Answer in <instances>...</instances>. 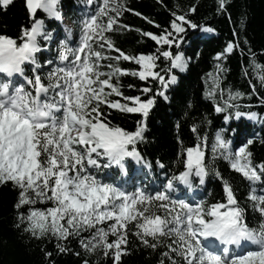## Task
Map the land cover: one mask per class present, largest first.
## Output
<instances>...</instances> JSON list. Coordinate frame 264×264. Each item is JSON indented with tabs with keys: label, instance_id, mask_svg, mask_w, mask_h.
<instances>
[{
	"label": "snow or ice",
	"instance_id": "snow-or-ice-1",
	"mask_svg": "<svg viewBox=\"0 0 264 264\" xmlns=\"http://www.w3.org/2000/svg\"><path fill=\"white\" fill-rule=\"evenodd\" d=\"M82 2L86 10L73 21L78 37L76 29L64 25L65 37L57 43L44 18H37L42 10L64 24L60 0H25L30 26L21 27L19 38L0 34V186L10 184L16 194L14 227L29 240L55 241L57 254L72 252L69 244L75 241L86 254L110 255L112 264H123L130 251V234L138 241L137 247L159 253L157 264H264V194H257L256 188L250 187L247 197L253 212L259 214L255 225L248 223L246 209L219 171L215 175L222 182V201L208 203L171 195L177 183L192 192L208 176L207 136L200 137L195 124L191 131L198 142L182 146L178 159L183 170L166 177L162 190L134 186L128 191L123 186L126 181L114 179L116 175L131 177L133 163L151 168L138 147L145 140L147 119L157 97L168 100V90L178 83L173 70H187L183 53L171 49L173 45L179 49L187 28L200 26L187 13L170 10L169 26L159 34L135 29L155 42V52L133 54L113 39L114 34L132 30L123 22L124 14L132 13L157 28L160 25L129 7L127 0ZM157 2L164 4V0ZM11 3L0 0V8L6 10ZM224 8L225 0H219L218 9ZM187 11L195 12L196 6ZM52 44L56 45L54 53ZM236 47L229 42L216 60L226 58ZM45 52L52 58L41 63L38 56ZM161 57L168 63L167 76L155 70ZM121 61L138 68L122 67ZM252 64L254 69L264 67L256 64L254 53ZM216 67L213 91L206 98L215 99L223 70L219 63ZM126 76L144 82L140 94H124L122 79ZM258 79L264 86V75ZM220 95L223 99V89ZM243 95L229 91L225 107L215 104V111L236 108V118L264 122L256 112L239 111L233 102ZM112 110L139 114L135 130L114 124L109 118ZM230 118L226 115L224 120ZM223 131L215 135L213 157L228 161L230 169L251 185L264 183V162L254 164L249 151L259 134L249 136L233 152ZM260 139L264 143V137ZM42 251L48 264H55L53 252ZM72 254L80 256L78 251ZM81 264L89 261L84 259Z\"/></svg>",
	"mask_w": 264,
	"mask_h": 264
},
{
	"label": "trees",
	"instance_id": "trees-1",
	"mask_svg": "<svg viewBox=\"0 0 264 264\" xmlns=\"http://www.w3.org/2000/svg\"><path fill=\"white\" fill-rule=\"evenodd\" d=\"M127 4L150 17L155 24L160 25V28L126 12L122 20L131 25L132 30L113 35L116 44L125 52L133 54L155 52L157 47L155 42L148 37H142L135 29L140 28L159 34L169 26L172 19L170 10L187 13L188 18L200 27L187 28L185 39L179 49L175 45L171 49L173 53L176 51L183 53L187 60V70L184 72L173 70L178 77V83L168 90V100L157 97L147 119L145 140L138 147L144 159L150 162L151 168L133 163L131 177L116 175L114 179L126 181L123 186L128 191H133L134 186H147L148 191L162 190L167 182L166 177L170 178L183 170V165L178 159L182 146H193L198 142L197 134L191 131V126L195 124L199 136H207L205 162L211 161L208 163V176L204 185L196 187L192 192L177 183L176 190L171 195L178 199L206 200L208 203L222 201L224 198L222 182L215 175V171H219L224 179L232 184L240 205L246 209L248 223L255 225L259 220V214L253 212L247 199L248 192L250 187H254L257 194H264L260 192L264 189V183L257 182L251 185L239 173L230 169L228 161L218 155L214 158L212 146L219 130H224V139L231 141L230 147L233 152L249 136L256 133L259 136L249 146V151L252 152L254 164L264 162V143H261L260 139L264 137V122L249 120L243 116L236 118L234 115L236 108L219 113L215 111V104L225 107L224 101L227 100L229 91L241 92L244 95L233 102L239 111H252L264 117V86L258 79V75H264V67L254 69L252 64L254 53L256 64L264 66V0H225L223 10L218 9L219 0H164L163 5L157 0H127ZM192 5L196 6V11L188 12L189 6ZM58 7L64 15V20L76 29L78 37L79 29L73 21L82 18L81 13L86 10L85 4L82 0H60ZM37 18H44L48 30L55 32L57 43L59 39L65 37V32L58 22L48 18L43 11L37 13ZM30 23L24 0H12L6 10L0 8V34L19 38L21 27H28ZM203 28H211L212 31L206 32L202 30ZM229 42L238 44L239 47L234 48L226 58L217 61L216 54L223 52ZM51 47L54 53L56 45L52 44ZM51 58L47 52L42 57L38 56L41 63ZM218 63L223 70L219 75L215 99L206 98V93L213 91V79L216 77ZM157 65L155 70L167 76L168 63L161 57ZM121 66L138 68L137 65L126 61H121ZM28 71L30 74V68ZM122 84L125 95H138L140 94L138 89L144 82L126 76L122 79ZM128 84H136L137 87L129 89ZM253 85L256 89L254 93ZM220 89H223V99ZM226 115L231 117L228 121L224 120ZM109 118L114 124L133 131L141 116L112 110ZM177 137L183 141V145L178 142ZM160 164L164 167H159ZM198 183L197 180L196 184ZM15 199L16 194L11 190L10 184L0 186V264H48L42 250L53 252L55 264H81L84 259H87L89 264H112L110 255L105 257L102 252L86 254L75 241L69 244V248L72 252H80L79 257L72 252L57 254L55 241L29 240L26 235H21L14 227ZM137 245L138 241L130 234L128 245L130 251L123 257V264H157L158 252Z\"/></svg>",
	"mask_w": 264,
	"mask_h": 264
},
{
	"label": "rangeland",
	"instance_id": "rangeland-1",
	"mask_svg": "<svg viewBox=\"0 0 264 264\" xmlns=\"http://www.w3.org/2000/svg\"><path fill=\"white\" fill-rule=\"evenodd\" d=\"M64 25H68V26H70L68 22H66V23H64V24L62 25L63 28H64Z\"/></svg>",
	"mask_w": 264,
	"mask_h": 264
},
{
	"label": "water",
	"instance_id": "water-1",
	"mask_svg": "<svg viewBox=\"0 0 264 264\" xmlns=\"http://www.w3.org/2000/svg\"><path fill=\"white\" fill-rule=\"evenodd\" d=\"M24 3H25V0H24ZM39 11H40V10H38V12H39ZM38 12H37V13H38Z\"/></svg>",
	"mask_w": 264,
	"mask_h": 264
}]
</instances>
